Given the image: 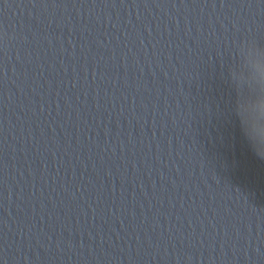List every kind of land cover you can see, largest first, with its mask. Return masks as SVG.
<instances>
[{
	"label": "clouds",
	"instance_id": "9594fccd",
	"mask_svg": "<svg viewBox=\"0 0 264 264\" xmlns=\"http://www.w3.org/2000/svg\"><path fill=\"white\" fill-rule=\"evenodd\" d=\"M236 111H237V115H239L238 106H237ZM241 127H242V130L244 131L245 136L248 137L249 139V145L252 151L255 153L257 157H259L260 159H264V138H262L261 140H259V142H257L255 139L249 136L248 130L244 126L243 121H241Z\"/></svg>",
	"mask_w": 264,
	"mask_h": 264
}]
</instances>
